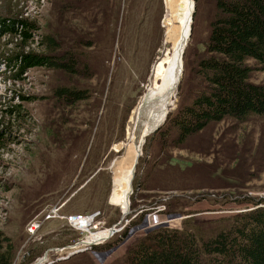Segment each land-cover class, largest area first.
Segmentation results:
<instances>
[{
    "label": "rangeland",
    "instance_id": "rangeland-1",
    "mask_svg": "<svg viewBox=\"0 0 264 264\" xmlns=\"http://www.w3.org/2000/svg\"><path fill=\"white\" fill-rule=\"evenodd\" d=\"M170 1L177 8L179 0ZM170 1L0 0V15L36 25L27 46L23 38L0 37V238L13 245L14 264H122L129 248L153 230L208 236L244 208L231 197L264 199V119H226L176 145L164 139L166 116L146 138L130 209L122 210L116 175L127 174L136 162L132 136L148 124L150 111H143L142 123L137 113L154 67L180 37L176 21L173 41L165 24ZM195 3L182 80L204 51L215 9L213 0ZM44 35L90 70L71 75L31 68L20 74L6 58L23 49L44 52ZM248 65L250 81L264 85V70L254 60ZM60 87L89 90L90 98L65 106L55 95ZM179 88L167 114L187 100ZM16 106L21 115L4 113ZM69 217L89 220L75 225ZM136 222L118 246L95 250Z\"/></svg>",
    "mask_w": 264,
    "mask_h": 264
},
{
    "label": "trees",
    "instance_id": "trees-1",
    "mask_svg": "<svg viewBox=\"0 0 264 264\" xmlns=\"http://www.w3.org/2000/svg\"><path fill=\"white\" fill-rule=\"evenodd\" d=\"M195 1L198 4L199 0ZM213 3L204 51L180 84L179 94L187 100L169 113L164 125V139L176 145H183L211 124L226 119L241 124L264 119V85L250 81L253 68L248 65L254 60L264 70V0ZM9 16L0 15V37L23 38L24 45L32 41L36 25ZM41 42L44 52L26 53L23 49L6 60L20 74L31 68L61 70L71 75L90 70L72 53L62 52L54 37L44 35ZM55 95L68 107L90 98L89 90L77 87H60ZM4 113L9 117L21 115L17 106L5 108ZM3 136L0 132V143ZM230 202L244 208L225 219L210 235L159 228L131 246L122 264H264V199L239 195L231 197ZM138 224L132 223L120 239L95 250L109 251L118 246L127 238L130 227ZM0 264H14V247L9 239L0 238Z\"/></svg>",
    "mask_w": 264,
    "mask_h": 264
},
{
    "label": "bare ground",
    "instance_id": "bare-ground-1",
    "mask_svg": "<svg viewBox=\"0 0 264 264\" xmlns=\"http://www.w3.org/2000/svg\"><path fill=\"white\" fill-rule=\"evenodd\" d=\"M169 3L168 10L170 12L165 19V24L167 27H169L168 34L173 41L175 37L173 32L177 33L176 29H178L180 32L178 36L180 35V37L175 43L173 52L165 54L154 67L152 84L148 89V93L143 99L142 109L140 108L139 112L137 113V118L140 120L138 122L142 123L146 117L143 111H146V109H148V112L150 111L149 117L147 115L148 119L145 121L147 122L148 120V124H146L145 127H140V129L137 128L138 130L135 131L134 135L132 136L135 146L134 162L136 161L135 159L139 156V154H141L143 151V137L145 133L149 134L152 128H155L165 121L168 111L167 109L173 104L172 100L176 95L179 80L183 76L182 56L189 37L193 6L190 0H179L177 8H175L173 1H170ZM175 21L178 23V28L176 29L174 28ZM172 29H175V31H172ZM133 166L127 174H120L121 176L116 175L117 180L115 181L114 188L115 195L120 200L121 207L124 212L129 208L133 189L131 187Z\"/></svg>",
    "mask_w": 264,
    "mask_h": 264
},
{
    "label": "water",
    "instance_id": "water-1",
    "mask_svg": "<svg viewBox=\"0 0 264 264\" xmlns=\"http://www.w3.org/2000/svg\"><path fill=\"white\" fill-rule=\"evenodd\" d=\"M192 6H193V7H192V8H193V13H192L191 28H190V31H189L188 42H189V39H190V37H191V35H192V25H193L194 14H195V11H196V3H195L194 0H192ZM188 42L186 43V47H187V45H188ZM182 77H183V76H182ZM182 77H181V79L179 80L178 87H179V85H180V83H181V81H182ZM169 113H170V111H169ZM169 113L167 114V116L169 115ZM166 119H167V117H166ZM166 119H165V121H166ZM165 121H163V123H164ZM163 123H162V124H163ZM162 124H159V125L156 126L155 128H152V129L150 130L149 134H148V133H145V135H144V137H143V143H145L146 138H147L148 136H150L151 134L155 133V132L161 127ZM140 155H141V154H139V156L137 157L136 162H135V164H134V166H133V171H132V176H133V177H132V180H131V187H132V188H133V181H134L135 173H136V167H137V164H138V160H139V158H140ZM128 213H129V211H128L127 213H124V215H127ZM112 232H115V230L112 229ZM82 244H85V241H84ZM88 249H89V248L77 250V251L71 253L70 255H68L67 257L61 259L60 261H63V260H64V261H65V260H69V259H71L72 257H74V256H76V255H78V254H80V253H83V252L87 251ZM51 264H54V263H51Z\"/></svg>",
    "mask_w": 264,
    "mask_h": 264
},
{
    "label": "built area",
    "instance_id": "built-area-1",
    "mask_svg": "<svg viewBox=\"0 0 264 264\" xmlns=\"http://www.w3.org/2000/svg\"><path fill=\"white\" fill-rule=\"evenodd\" d=\"M83 220H89L85 217H69L68 221H70L71 224L79 225L81 221ZM36 225H33L32 227H35ZM115 232H112V236L117 232V230L114 228ZM112 231V229H111Z\"/></svg>",
    "mask_w": 264,
    "mask_h": 264
}]
</instances>
